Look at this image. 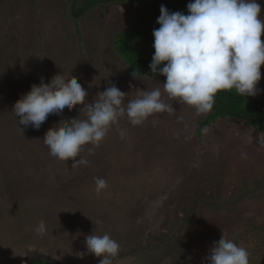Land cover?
Segmentation results:
<instances>
[{
  "label": "rangeland",
  "instance_id": "1",
  "mask_svg": "<svg viewBox=\"0 0 264 264\" xmlns=\"http://www.w3.org/2000/svg\"><path fill=\"white\" fill-rule=\"evenodd\" d=\"M257 2L264 19V0ZM68 8L66 0H0V264H31L35 257L100 264L103 257L87 251L86 237L105 233L120 245L113 264H164L169 254L152 261L143 250L163 240L185 211L194 209L197 223L229 225L227 212L206 217L203 209L235 205L243 222L264 223V143H258L264 134L241 120H218L200 141L199 124L208 113L197 115L164 94L171 114L138 126L120 118L93 154L92 145L85 146L81 156L89 163L75 170L72 160L51 156L43 138L62 119H85L84 105L50 114L38 130L19 124L16 101L57 74L75 76L88 103L112 84L127 94L125 105L137 90L163 93L165 76L131 75L113 49L115 35L133 25L136 8L117 4L91 12L78 23L82 49ZM261 73L255 96L264 100V65ZM97 177L108 185L99 194ZM41 220L43 236L35 232Z\"/></svg>",
  "mask_w": 264,
  "mask_h": 264
},
{
  "label": "clouds",
  "instance_id": "2",
  "mask_svg": "<svg viewBox=\"0 0 264 264\" xmlns=\"http://www.w3.org/2000/svg\"><path fill=\"white\" fill-rule=\"evenodd\" d=\"M187 10L188 14L170 12L161 5L159 27L153 30L155 52L149 68L152 74L166 77L163 93L159 88L137 90L136 98L125 105L127 94L112 84L98 93V99L88 103V92L75 76L57 74L48 83L42 79L40 84H33L16 101L13 113L19 124L38 130L50 114L62 115L65 107L71 111L84 105L81 111L85 119H62L43 138L50 155L61 161L72 160L71 168L75 170L89 163L81 156L85 146L92 145L88 153L93 154L111 128L118 127L120 118L127 116L131 125L138 126L155 114H171L174 108L164 94L191 106L197 115L211 112L221 91L234 89L241 96L257 95L264 65V19L257 0H191ZM120 135L123 139V130ZM258 143H264V139L258 138ZM95 184L98 194L108 186L99 177ZM46 231L41 220L35 232L43 236ZM86 247L89 253L103 257L100 264H113L120 251L119 243L107 233L87 236ZM206 261L250 264V252L223 232L222 238L213 243Z\"/></svg>",
  "mask_w": 264,
  "mask_h": 264
},
{
  "label": "trees",
  "instance_id": "3",
  "mask_svg": "<svg viewBox=\"0 0 264 264\" xmlns=\"http://www.w3.org/2000/svg\"><path fill=\"white\" fill-rule=\"evenodd\" d=\"M29 1L33 5L37 2V0ZM66 1L70 2V0ZM110 1L113 0H76L74 16L79 17L95 4ZM189 2L191 0L120 1L121 5L134 7L137 10L133 25L117 33L112 42L115 53L124 61L131 75L138 78L146 77L155 81L159 80L160 75L152 74L149 64L152 62L155 52L153 30L159 27L157 19L160 15V7L164 5L170 12H175ZM183 13L188 14L187 8ZM74 25L79 47L82 49L83 34L79 24L74 23ZM227 118L241 120L247 126L264 134V100L258 96H241L234 89L219 92L213 110L199 124L197 131L199 140L202 141L203 133L207 127L218 120ZM212 208L214 210L203 209V211L208 212L205 215L206 217H211L218 212H227V215L231 216L233 221L229 225L213 222L197 223L195 218L201 217L192 208L193 210L183 213V217L180 220L178 219L176 227L166 234L163 240L161 239L152 245L150 249H144L143 252H146L152 261L156 260L158 253L169 254V256H166L167 262L164 264H207L206 257L209 250L215 241L222 238L224 232L227 238L242 244L248 249L250 264H264V223L260 221L243 222L240 219L241 212L235 209V205H228L225 209L219 206ZM242 209L244 211L245 208ZM31 264L56 263L43 257H35L32 259Z\"/></svg>",
  "mask_w": 264,
  "mask_h": 264
},
{
  "label": "water",
  "instance_id": "4",
  "mask_svg": "<svg viewBox=\"0 0 264 264\" xmlns=\"http://www.w3.org/2000/svg\"><path fill=\"white\" fill-rule=\"evenodd\" d=\"M121 0H113L110 2H101L98 4H95L93 6H91L89 9H87L82 15H80L79 17H75L74 16V7H75V2L76 0H70L69 2V8H68V15L69 18L74 22V23H79L81 22L83 19H85L91 12H93L96 9H102L108 6H113V5H117L120 4ZM187 8V4L183 5L179 12H184V10Z\"/></svg>",
  "mask_w": 264,
  "mask_h": 264
},
{
  "label": "crops",
  "instance_id": "5",
  "mask_svg": "<svg viewBox=\"0 0 264 264\" xmlns=\"http://www.w3.org/2000/svg\"><path fill=\"white\" fill-rule=\"evenodd\" d=\"M38 1V0H37ZM59 3V2H58Z\"/></svg>",
  "mask_w": 264,
  "mask_h": 264
}]
</instances>
